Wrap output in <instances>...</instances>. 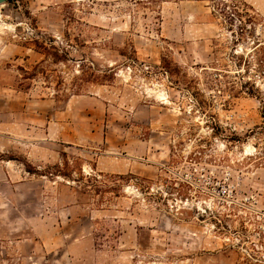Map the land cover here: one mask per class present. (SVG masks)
Here are the masks:
<instances>
[{
    "label": "rangeland",
    "instance_id": "obj_1",
    "mask_svg": "<svg viewBox=\"0 0 264 264\" xmlns=\"http://www.w3.org/2000/svg\"><path fill=\"white\" fill-rule=\"evenodd\" d=\"M0 264H264V0L0 4Z\"/></svg>",
    "mask_w": 264,
    "mask_h": 264
},
{
    "label": "water",
    "instance_id": "obj_2",
    "mask_svg": "<svg viewBox=\"0 0 264 264\" xmlns=\"http://www.w3.org/2000/svg\"><path fill=\"white\" fill-rule=\"evenodd\" d=\"M7 0H0V4H3L4 2H6Z\"/></svg>",
    "mask_w": 264,
    "mask_h": 264
},
{
    "label": "trees",
    "instance_id": "obj_3",
    "mask_svg": "<svg viewBox=\"0 0 264 264\" xmlns=\"http://www.w3.org/2000/svg\"><path fill=\"white\" fill-rule=\"evenodd\" d=\"M235 12H237V10H235ZM238 13V12H237ZM66 177L68 176L67 174H64Z\"/></svg>",
    "mask_w": 264,
    "mask_h": 264
}]
</instances>
